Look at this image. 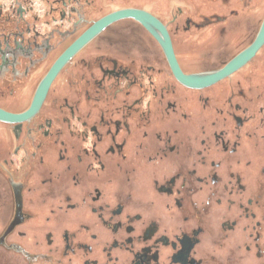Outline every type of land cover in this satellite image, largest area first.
Listing matches in <instances>:
<instances>
[{"label": "flooded vegetation", "instance_id": "1", "mask_svg": "<svg viewBox=\"0 0 264 264\" xmlns=\"http://www.w3.org/2000/svg\"><path fill=\"white\" fill-rule=\"evenodd\" d=\"M0 110L15 264H264V0H0Z\"/></svg>", "mask_w": 264, "mask_h": 264}, {"label": "water", "instance_id": "2", "mask_svg": "<svg viewBox=\"0 0 264 264\" xmlns=\"http://www.w3.org/2000/svg\"><path fill=\"white\" fill-rule=\"evenodd\" d=\"M128 15L134 16L135 18H139L141 20H144L146 18V17H144V13L142 11H139V10H132V9L118 10V11H115L110 16H108L107 18H104V20H102L97 25H95L94 28L91 29L90 34L97 31L100 27L104 26L107 22L112 21V20L117 19V18H120V17H123V16H128ZM166 40H167V36H166ZM163 45H164L166 55L168 56L167 59H169L172 71L175 72L174 74L182 82H184L186 84L192 83V81H194V79H217L221 76H224V75L230 73L233 69H235L239 63V60H240V58H236L235 60L231 61L225 67L219 69V71L216 70V71L211 72V73L203 74L204 76L200 75L202 77H199V76L193 75V74H184L182 72V70L180 69V67L178 66L177 62L175 61L176 58H174L173 51H172V48H171L169 41H166V43L164 42ZM77 47L78 46L72 48L68 53L64 54V56L57 62V64L53 67V69L49 73V75H48L49 77H51L52 75H54L57 72V70L62 66L63 62L70 56V54L75 49H77ZM11 118H12V116H10L8 113L0 110V119H11Z\"/></svg>", "mask_w": 264, "mask_h": 264}, {"label": "rangeland", "instance_id": "3", "mask_svg": "<svg viewBox=\"0 0 264 264\" xmlns=\"http://www.w3.org/2000/svg\"><path fill=\"white\" fill-rule=\"evenodd\" d=\"M1 251V249H0ZM0 264H15V255L13 256L12 253L9 252H0ZM20 264H27L24 262V259L21 257V260L19 261Z\"/></svg>", "mask_w": 264, "mask_h": 264}]
</instances>
